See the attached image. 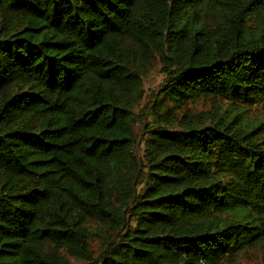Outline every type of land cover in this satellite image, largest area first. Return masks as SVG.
Masks as SVG:
<instances>
[{
	"label": "trees",
	"instance_id": "1",
	"mask_svg": "<svg viewBox=\"0 0 264 264\" xmlns=\"http://www.w3.org/2000/svg\"><path fill=\"white\" fill-rule=\"evenodd\" d=\"M263 241L264 0H0V264Z\"/></svg>",
	"mask_w": 264,
	"mask_h": 264
},
{
	"label": "rangeland",
	"instance_id": "2",
	"mask_svg": "<svg viewBox=\"0 0 264 264\" xmlns=\"http://www.w3.org/2000/svg\"><path fill=\"white\" fill-rule=\"evenodd\" d=\"M157 70H154L146 79L144 83V89L146 90V97L141 102V106H144L148 100L152 99L153 93L156 92L158 83L160 82L162 76L157 73ZM223 104V103H222ZM224 105V104H223ZM251 112L254 111L251 109ZM257 112H255L256 114ZM143 134L141 135V137ZM141 143V138L139 139ZM143 146L140 145L139 153L141 154ZM236 264H264V241L254 250H248L243 256L237 259Z\"/></svg>",
	"mask_w": 264,
	"mask_h": 264
}]
</instances>
